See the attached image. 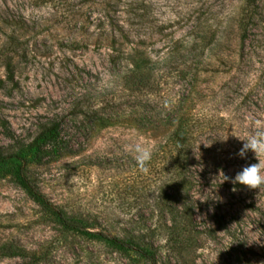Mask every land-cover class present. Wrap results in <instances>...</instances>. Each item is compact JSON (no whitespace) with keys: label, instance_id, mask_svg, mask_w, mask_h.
<instances>
[{"label":"rangeland","instance_id":"obj_1","mask_svg":"<svg viewBox=\"0 0 264 264\" xmlns=\"http://www.w3.org/2000/svg\"><path fill=\"white\" fill-rule=\"evenodd\" d=\"M244 4L0 0V146L30 139L40 123L61 118L76 153L31 162L32 176L53 204L123 236L134 224L160 219L165 201L164 172L151 173L150 161L142 171L134 159L137 144L152 158L165 130L143 128L134 111L161 112L192 92L186 106L212 123L200 150L213 177L194 188L203 205L193 248L182 255L163 250L158 264H264V186L234 183L258 162L251 150L239 155L246 142L239 137L264 133V0L245 43ZM145 58L159 83L151 98L128 89L124 78ZM100 103L108 104L101 113L108 125L92 110ZM6 245L25 256H7ZM30 252L45 258L34 263ZM0 264L148 263L64 232L0 168Z\"/></svg>","mask_w":264,"mask_h":264},{"label":"trees","instance_id":"obj_2","mask_svg":"<svg viewBox=\"0 0 264 264\" xmlns=\"http://www.w3.org/2000/svg\"><path fill=\"white\" fill-rule=\"evenodd\" d=\"M244 2L239 24L243 43L249 39L251 26L257 17L259 0ZM12 63L11 60L7 63L10 73L13 72ZM154 73L147 58L136 61L134 68L124 77L125 84L140 97L151 98L153 91L159 87ZM187 97L179 99L161 112L134 111V121L141 123L143 128L165 130L163 140L150 160L156 163L150 166L151 173L158 174L161 170L166 175L165 201L160 213L158 212L160 219L143 227L134 224V231L125 230L123 236H113L108 231L99 229L98 224L91 222L86 216L69 214L65 208L50 202L39 189L30 171L31 162L42 164L47 157L54 160L65 154L76 153L73 143L65 142L63 120L58 116L40 123L32 138H14V143L10 146H0V168L7 169L27 194L42 207L45 214L53 217L66 233L102 242L126 256L136 255L148 264H158V256L163 250L182 255L193 248L194 236L199 232L198 205L202 206L203 203L194 196V188L213 177L210 171L213 168L212 161L204 157L200 150L206 141L205 133L211 129L212 123L199 117L194 108L186 106ZM105 105L100 103V106L92 107L100 125L109 124V120L101 115L108 104ZM5 249L8 250L6 255L9 257L25 256V252L13 251L11 245H6ZM44 254L30 252L28 255L37 263L45 258Z\"/></svg>","mask_w":264,"mask_h":264},{"label":"clouds","instance_id":"obj_3","mask_svg":"<svg viewBox=\"0 0 264 264\" xmlns=\"http://www.w3.org/2000/svg\"><path fill=\"white\" fill-rule=\"evenodd\" d=\"M241 140L246 141L239 151V155L244 157L248 150L255 153L258 162L250 166L244 167L234 178V183L245 185L250 189H258L264 186V161L260 160L264 156V133H257L252 137H239ZM136 153L134 159L141 170L146 171L145 165L151 159V152L143 146L137 144L134 146ZM229 179L225 176V180Z\"/></svg>","mask_w":264,"mask_h":264}]
</instances>
